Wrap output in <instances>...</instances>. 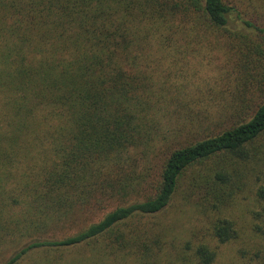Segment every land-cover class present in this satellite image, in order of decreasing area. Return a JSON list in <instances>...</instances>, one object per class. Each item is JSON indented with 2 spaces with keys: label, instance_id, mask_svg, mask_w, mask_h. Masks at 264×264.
Masks as SVG:
<instances>
[{
  "label": "trees",
  "instance_id": "obj_1",
  "mask_svg": "<svg viewBox=\"0 0 264 264\" xmlns=\"http://www.w3.org/2000/svg\"><path fill=\"white\" fill-rule=\"evenodd\" d=\"M236 2L0 0V190L34 235L1 264H264V24ZM213 55L234 90L194 105Z\"/></svg>",
  "mask_w": 264,
  "mask_h": 264
},
{
  "label": "rangeland",
  "instance_id": "obj_2",
  "mask_svg": "<svg viewBox=\"0 0 264 264\" xmlns=\"http://www.w3.org/2000/svg\"><path fill=\"white\" fill-rule=\"evenodd\" d=\"M233 4H237L236 0H231ZM249 0H244V3H241V8L244 9V20L245 19H252V21L256 24H264V15L261 18H256V11H261L264 13V8L254 7L249 3ZM230 26L241 28L243 25L242 23L235 17L233 13L231 15V22ZM249 31L250 29L244 25V31ZM252 30V29H251ZM227 63V57H222L220 55H213L211 60L207 59L202 66V71L198 70H188L190 73L188 75V80L192 82V86L196 83L198 87H202L201 92H196L198 100L194 99L191 101L194 105L205 104L209 105L212 103H226L228 101V96L230 95L231 91L233 92L234 84H233V76L225 73V64ZM196 75L193 77L191 72ZM227 74V76H225ZM203 90V91H202ZM209 90V92H208ZM223 92V93H222ZM204 94L208 98L210 95V102L209 99L204 100ZM207 103V104H206ZM9 194L6 191L0 190V236L3 238V243L0 244V264L6 261L13 253L18 251L24 244L32 241V237L34 235H24L22 237L18 236L17 227H15V221L18 222L19 218L22 217V211L19 204L17 205H8V201L10 202ZM20 207V209H19ZM19 209V210H18ZM2 212H5L6 215L8 213L11 216H2ZM177 208L170 206L167 209V213L163 220L167 223H173V227L175 233L178 231H182V229L186 228L190 222L186 215L181 219H178L177 223L174 224L172 219L176 216ZM160 217V218H162ZM21 222H19V225ZM71 232V231H65ZM62 232H59L55 235L61 236ZM242 243L239 241L230 242L226 244H221L218 248V254L216 260L213 264H249L247 256H242L240 252H238V247H240ZM43 250L41 248H34L29 250L25 253L21 259L19 260L20 264H43L42 260L44 259ZM47 252V251H46ZM88 252L87 248L78 247V248H71L66 251L62 252H54L56 254V258L60 259L59 261L63 260H72L76 257H81L82 255ZM54 253L52 255H54ZM59 254V255H58Z\"/></svg>",
  "mask_w": 264,
  "mask_h": 264
}]
</instances>
